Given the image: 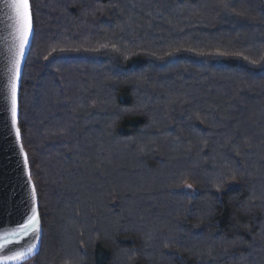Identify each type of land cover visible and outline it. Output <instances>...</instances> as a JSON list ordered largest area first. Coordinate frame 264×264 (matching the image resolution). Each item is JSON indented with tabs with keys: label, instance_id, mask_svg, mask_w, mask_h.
I'll list each match as a JSON object with an SVG mask.
<instances>
[{
	"label": "trees",
	"instance_id": "trees-1",
	"mask_svg": "<svg viewBox=\"0 0 264 264\" xmlns=\"http://www.w3.org/2000/svg\"><path fill=\"white\" fill-rule=\"evenodd\" d=\"M30 6L24 264H264L262 0Z\"/></svg>",
	"mask_w": 264,
	"mask_h": 264
},
{
	"label": "water",
	"instance_id": "water-1",
	"mask_svg": "<svg viewBox=\"0 0 264 264\" xmlns=\"http://www.w3.org/2000/svg\"><path fill=\"white\" fill-rule=\"evenodd\" d=\"M9 2L10 0H0V264H22L34 257L39 251L41 224L38 232L19 230L20 225L24 224L28 216L31 215L33 207L32 189L35 187L30 176L29 163L28 172H25L24 155L27 156V154L22 145L21 133L20 140L17 142L16 131L12 127L11 86L18 40L15 36L12 11L8 7ZM262 3L264 7V0ZM32 37L33 27L20 61L19 76L15 80L16 127L18 129L20 83ZM21 147L24 155L21 154ZM29 179H31V184H29ZM35 206L39 214L37 194ZM29 249H31L30 253H28ZM20 252L27 253V255L21 260L10 259L15 253Z\"/></svg>",
	"mask_w": 264,
	"mask_h": 264
},
{
	"label": "snow or ice",
	"instance_id": "snow-or-ice-1",
	"mask_svg": "<svg viewBox=\"0 0 264 264\" xmlns=\"http://www.w3.org/2000/svg\"><path fill=\"white\" fill-rule=\"evenodd\" d=\"M8 7L12 11V19L14 20V30L15 36L18 40V46L16 51V57L13 62L14 68V77L11 86V118H12V127L16 131V139L17 142L20 140V131L16 127L17 125V102H16V83L15 80L19 76L20 70V61L24 55L25 47L29 40V35L32 31V14L30 11V3L29 0H10L8 3ZM47 59V57H46ZM21 154L23 153V148L21 147ZM24 166L25 172H28V159L27 156L24 155ZM29 184H31V179H29ZM190 187V185H188ZM32 200L33 207L31 211V215L28 216L27 220L24 224L20 225V231L27 232L29 230L33 232H38L40 229V216L37 212V208L35 206L36 201V191L35 188L32 189ZM31 252V249L28 250V253ZM27 253H15L10 259L13 260H21L23 259Z\"/></svg>",
	"mask_w": 264,
	"mask_h": 264
},
{
	"label": "rangeland",
	"instance_id": "rangeland-1",
	"mask_svg": "<svg viewBox=\"0 0 264 264\" xmlns=\"http://www.w3.org/2000/svg\"><path fill=\"white\" fill-rule=\"evenodd\" d=\"M186 191H188V192H193V189H192L191 186H190V187L187 186ZM32 258H34V257H32ZM32 258H31V259H32ZM31 259H30V260H31ZM28 261H29V260H28ZM26 262H27V261H26ZM26 262H24V263H26ZM24 263H22V264H24Z\"/></svg>",
	"mask_w": 264,
	"mask_h": 264
}]
</instances>
